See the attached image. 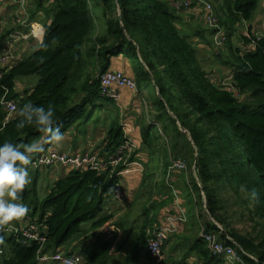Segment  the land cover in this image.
Returning <instances> with one entry per match:
<instances>
[{
  "label": "trees",
  "instance_id": "16d2710c",
  "mask_svg": "<svg viewBox=\"0 0 264 264\" xmlns=\"http://www.w3.org/2000/svg\"><path fill=\"white\" fill-rule=\"evenodd\" d=\"M222 2L216 13L229 44L238 27L253 18L259 0ZM41 9L53 17L44 27L42 43L29 57L9 68L0 83V144H27L46 135L34 126L19 131L15 128L17 113L26 103L53 106L63 133L89 105L93 111H88L85 119L91 118L102 102H113L100 93L99 75L110 69L115 57L128 53L138 90L146 92L151 101L152 120L141 126L138 140L148 157L147 161L140 159L146 169L144 175H153L155 162L161 161L164 176L160 184H164L172 157L188 150V168H196L202 188L195 180L192 187L204 192L205 209L212 220L203 224L204 232L217 234L228 245H240L253 258L246 256L245 262L264 264V36L257 38L249 30L248 37H241L242 46L230 47L232 53L228 50L231 56L225 65L235 71L233 83L241 96L236 97L203 69L191 41L192 33L184 31L179 23L185 14L176 12L166 0H36V11ZM98 23L105 30L93 39L90 34ZM199 32L194 37L204 40L206 33ZM208 32L212 37L213 32ZM36 76L40 78L32 89L17 93L19 78ZM77 94L82 99L72 108ZM3 101H16L13 117L9 118ZM170 111L175 112L177 120ZM114 124L101 149L102 156L115 154L123 143L121 125ZM191 143L197 148L196 155ZM50 146L46 144L45 151ZM123 168L118 166L114 173L71 171L46 197L35 194L31 198L42 173L36 170L32 189L26 190L19 202L28 207L29 218L45 231V242L24 244L21 235L11 233L1 244L0 264H38L43 254L58 253L63 245L90 233L94 241L83 264H108L124 240L117 244V235L109 238L106 232H100L113 220L105 212L104 203ZM252 190L258 193V199L250 198ZM229 199L239 206L241 219L255 225L252 232L232 230L227 224L224 213ZM86 223H90L89 228H84ZM146 224L135 238L127 261H139L146 255L154 264L147 252ZM113 227L119 229L121 223ZM192 244L191 250L205 264L223 260L213 256L200 237Z\"/></svg>",
  "mask_w": 264,
  "mask_h": 264
},
{
  "label": "crops",
  "instance_id": "0c3cea01",
  "mask_svg": "<svg viewBox=\"0 0 264 264\" xmlns=\"http://www.w3.org/2000/svg\"><path fill=\"white\" fill-rule=\"evenodd\" d=\"M166 1L168 2V0ZM26 4L27 11L25 13L20 9L18 5H15L11 2H8L6 4H0V21L3 24V27L0 28V53H4L6 51L7 36L12 31L16 30L29 33L31 31V26L36 25L35 30L37 37L39 38L36 39L35 37H32L29 40H23L18 42V44L15 46L14 53L18 59L17 63H19V61H21L22 59L29 57L32 54L31 53L28 56L30 51L35 52L38 49L43 40V37L41 36L42 31L44 27L49 24L53 19L52 13L47 14L44 9L36 11V15L34 16L35 19L30 18L29 6L33 4L36 5V0H26ZM198 9L199 8H197V12L199 11ZM201 12L198 14V22H202L201 20H203V15L201 14ZM40 16L43 17V20ZM38 17L41 18L42 21H38ZM44 20L48 21L47 24L43 22ZM249 30H251V32L257 38H261L264 36V26H261L259 24H251L250 22L244 23L240 25L236 31L238 32V46L243 45L241 37L238 36L240 34L242 36H247ZM251 48L252 46L249 47V49ZM228 56L230 58L231 55L229 54ZM109 70H118L122 71L123 73L125 72V74L126 72H129L133 75V77L135 76V73L133 72L134 67L132 68V65L129 63L128 58L124 55L115 57ZM224 71H227V73H223V77L228 76L231 72L230 68L226 66L224 67ZM32 79L34 78H19L16 85L17 93L22 92L26 89H32L38 82ZM121 92L123 98L121 99L122 101L120 102V104L128 108L131 105V96L134 93L130 92L127 89H123L121 90ZM139 93L140 98L143 97V100H149L148 97H146L148 96L146 92ZM127 97L129 99V102L128 100H126ZM73 99L74 101L71 102L72 108L74 106H77V104L81 101L82 96H79V94H77V96L73 97ZM101 106L102 108H104L103 103H101ZM109 106L116 108V106H119V104L111 102L109 103ZM87 112L88 111L84 112L83 116L76 123H74L64 131V141L62 142L61 146L58 147L55 144H51L50 147L56 148L58 151L60 150L71 154L78 153V151L93 153L97 152L98 143L93 142L92 139L89 138L88 133L85 135V137L81 135V132H77V128L80 124L88 123V121H90V118L87 120L85 119V117L87 116ZM95 114L96 112L94 111V114L91 118L95 117ZM142 119H138L139 122L137 120V123L134 125L135 138L137 132H139V137L141 136L140 128L144 123L147 122V119ZM150 120H152V118ZM44 137H42L40 140L42 141ZM140 153L141 152H139L138 154L140 155ZM137 159L140 160L141 158ZM160 163L161 161L155 162V172L153 173V175L149 174L148 176H145L144 174L133 173L130 175L123 176L124 188L128 189L130 195V207H126V209L123 206H117L116 204H112L110 205L109 209H105V212L107 214L113 216V220L110 225L105 226V229L100 230V232H106L109 238L117 235V244L119 243V241L124 240L123 246L122 244H120L119 249L115 243L118 252L111 258L108 264H151L146 255L142 256L139 261H127L128 257L130 256V252L132 251V244L134 243L135 238L137 237L143 225H145L146 223V225L151 223L154 226L163 225L165 224V220L168 215H175L176 213H178V206H176L177 198L179 205L182 206L188 214V221L180 225L177 234L173 236L167 244L165 251L166 259L163 264H182L186 261H190L192 262V264H205L204 261L200 259L198 253H195L191 250L193 246L192 243L196 240L197 237H200L201 233L204 230L203 224L208 222V214L204 215L202 213L203 211H206V207L204 206L205 194L203 191L199 193L192 187V183L195 180L198 186L202 188L197 177V171L195 169H192L190 173H185L183 171L175 170L171 173L169 179L167 174V178L164 184H160L164 176V172L160 167L162 165H160ZM28 170L30 171L32 169ZM69 172L70 171L60 168L50 170L46 173L42 172L41 176H48L50 178V182L54 185L58 180H60V178L66 176ZM175 189L179 194L177 195L176 199L173 193L171 195V190L173 192V190ZM199 194L201 195V200H199ZM28 218L29 216L28 214H26L24 217L19 218L17 220H13L7 225L0 226V229L3 227L11 226L16 229H19L26 224ZM119 222L121 223V228L116 229L115 227H113V224ZM89 226L90 225H86L84 226V228H89ZM6 236L8 235H4L3 237ZM93 241L94 238L92 237V233H90L84 239L63 245L59 249V252H63L65 254L78 255L80 251H85L82 256L84 257ZM1 253L2 249L0 244V254ZM208 264L226 263H224L223 260H220L218 258L216 259V261L212 263L209 262ZM246 264L251 263L246 262Z\"/></svg>",
  "mask_w": 264,
  "mask_h": 264
},
{
  "label": "built area",
  "instance_id": "2783aa9c",
  "mask_svg": "<svg viewBox=\"0 0 264 264\" xmlns=\"http://www.w3.org/2000/svg\"><path fill=\"white\" fill-rule=\"evenodd\" d=\"M8 2L18 5L24 13L27 11L26 0H0V4H6ZM168 2L170 7L178 13L189 14L197 8L201 9L203 22L207 28L213 32L215 46L217 48L225 46L228 38L220 25L218 14L210 2L208 3L204 0H168ZM2 27L3 24L0 21V28ZM35 27L36 25H32L29 33L14 30L7 36V49L4 53H0V83L3 81L6 71L17 64L18 59L14 53V48L18 42L29 40L32 37H35L36 39L39 38L37 37ZM253 48L254 44L252 45L251 50ZM234 76L235 71H231L225 79H222V81H216L212 76H210V78L222 88L229 92H233L236 97H241L240 92L234 86ZM99 89L104 97L110 99L115 104L120 103L122 99L121 90L123 89H127L134 94L139 93L137 81L118 70H108L99 75ZM3 106L9 118L13 117L17 112L16 101H3ZM121 131L123 132L124 140L120 147H118L117 152L113 155L102 156L99 152L93 153L79 151L78 153L71 154L49 147L40 155L33 156L29 169L41 172H48L60 168L70 172L79 170L105 172L111 170L114 173L117 170V167L122 165L124 168L121 172H118L119 180L111 187V196L105 199L104 208L109 209L112 204L124 206L127 199L125 197L126 188H124L123 176L133 173L144 174L146 169L144 168L143 163L135 157L138 151V144L134 140V125L128 122H123L121 123ZM169 168L168 179L171 173L175 170L185 172L188 169L186 163L180 159L173 161ZM173 194L176 199L174 191ZM176 206H178V213L175 215H168L165 224L157 225L154 228L147 230V252L151 259L154 260V264L164 263L166 259L165 251L167 244L170 239L177 234L180 225L188 221V214L186 210L179 205L178 199H176ZM11 233L21 235L24 244L33 242L42 244L45 242V231L40 229L31 218H28L26 224L19 229L12 226L0 229V235L2 236ZM200 238L204 244H206L209 252L215 257L222 258L226 264H246L244 260V257L246 256L253 259L240 247V245L233 243L231 239L228 240L234 245H228L221 240L217 234L206 233L204 230L201 233ZM38 261V264H83L84 257L76 254L69 255L63 252H58L43 254ZM182 264H192V262L186 261Z\"/></svg>",
  "mask_w": 264,
  "mask_h": 264
},
{
  "label": "rangeland",
  "instance_id": "374dc122",
  "mask_svg": "<svg viewBox=\"0 0 264 264\" xmlns=\"http://www.w3.org/2000/svg\"><path fill=\"white\" fill-rule=\"evenodd\" d=\"M204 1H206L208 3L210 2L214 6L215 11L223 3L222 0H204ZM49 7H50V5H49ZM198 10L201 12V9H198ZM199 11L197 12V9H195L194 11L190 12L189 14L183 13V14H185V16L182 15L183 18L179 23H180V26L182 28H184V31H189L192 33L191 41L194 42V46L198 52V59L201 63V66L203 67V69L205 71H207L210 76H212L214 79H216V81H222V78H224V79L226 78V76L223 77L224 76L223 73H227V71L226 72L224 71V67L226 66L225 61L230 60L228 55L229 54L231 55V53H232V51L230 50V47L236 48L238 46V40H237L238 32H235L231 36L229 44L226 43L224 47L217 48L214 44L213 35L211 37V33L208 32L209 29L207 28V26L205 25L203 20H201L202 22H200V21L198 22V14L200 13ZM35 12H36V5H34V4L30 5L29 6L30 18H32L36 15ZM201 14H202V12H201ZM40 17L43 20V17L42 16H40ZM41 18H39L40 20L38 19V21H42ZM43 22L45 24H47L48 21L44 20ZM249 22L251 24H259L261 26H264V0L259 1L258 8L255 11L253 18ZM104 30H105L104 25H99V23H98L97 27L94 29V31H92L90 36L94 39L96 37L97 33H99V35H101L104 32ZM199 31L206 33V37L204 40H202L199 37L198 38L194 37L195 34L198 33ZM201 32H199V33H201ZM238 37H242V35L240 34ZM226 46H228L227 47L228 49L226 48ZM217 49H220V50H217ZM31 53H34V52L30 51L28 56ZM129 55L130 54L127 53L126 57H129ZM216 55H219L220 58L216 57ZM132 68H133V66H132ZM89 71H91V73H92L91 67H89L88 72ZM95 74H96V76L99 75L98 72H96ZM126 75L129 76L130 78L134 79V77L131 73L126 72ZM27 78H29V77H22L21 79H27ZM30 78H34L32 80H36V82H37L40 77L36 76V77H30ZM146 97H148V96H146ZM122 98H123V96H122ZM126 100H128V102H129L128 97L126 98ZM102 103H103L104 108H102V106L97 107V109L94 110L96 112L95 117L90 118V121H88V123L80 124L77 128V132L78 131L81 132L82 136H85L88 133L89 138L92 139L93 142L98 143V151L99 152H101V149H103L105 147L106 142L109 138L110 129L115 125L114 123H116L117 125H121V123H123V122H128V123L135 125L137 123L138 119L143 118L142 120H145V119L150 120V118H151L150 117L151 112H152L151 108H150L151 101L147 100V99L143 100V97L140 98V93H135V95L133 94L131 96V105L128 108H126L125 106H122L120 103H119V106H116V108L109 106L108 101H104ZM140 103H141V105H140ZM89 110L93 111V108L91 105L87 106V108H86V111H89ZM121 110L123 113L121 112ZM86 115H88V112L86 113ZM170 115L173 117V119H176V115H175L174 111L173 112L170 111ZM138 122H139V120H138ZM177 124H178L179 128L184 133H186L188 135L190 142H192L188 131L183 129V127L181 126V123L179 121H177ZM139 139H140L139 132H137L136 138L134 137V140L138 144V151L140 150L141 153H140V155L136 154V157L138 156L137 158H141L142 160L147 161V158H148L147 154H145L144 151L142 150L141 142H139L140 141ZM191 144H192L191 145L192 148L195 149V155H196L197 154L196 153L197 148L195 147L194 143H191ZM97 152H95V153H97ZM189 154H191V153L188 150H186V152L180 156L175 155V157H172L173 159H171V163L173 161H175L176 159H180L186 163V166L188 168L189 164H191V160L189 161L186 159L187 157L189 158V156H188ZM193 169L196 170V168H194V167H193ZM191 171L192 170L190 168H188L185 171V173L186 172L190 173ZM29 172H30L29 174L31 177V183L25 187L22 194L26 192L25 190H30L33 187V180H34V176H35L36 171L30 170ZM44 173H46V172H44ZM145 176H147V175H145ZM52 186H53V184L50 182V178L48 176L42 175L38 181V185L36 188L37 192L32 191L30 193L31 198L35 194L38 195L39 198L46 197L49 194V192L51 191L50 189L52 188ZM173 191L177 197V195H179L177 190L175 189ZM125 192H126L125 197L127 199V202L123 207L128 208L131 205L130 195H129L128 189H125ZM172 193L173 192L171 190V195H172ZM22 194H20L19 198L22 197ZM227 201L229 203L230 199ZM239 209H240L239 206H237V205L235 206V205H232L231 203H229V206L227 207V209L224 213V216H226L229 219V220H227V224H229V226L231 227L232 230L235 229V230L242 231V232H252L255 225L248 222L246 218L241 219L240 214H237ZM202 213L204 215H207L206 211H203ZM208 221H211L209 215H208ZM89 224L90 223H86V224H84V226L89 225ZM147 226H148V229L155 227L151 223H149ZM84 253H85V251H80L78 253V255L83 256Z\"/></svg>",
  "mask_w": 264,
  "mask_h": 264
},
{
  "label": "clouds",
  "instance_id": "9594fccd",
  "mask_svg": "<svg viewBox=\"0 0 264 264\" xmlns=\"http://www.w3.org/2000/svg\"><path fill=\"white\" fill-rule=\"evenodd\" d=\"M15 128L23 130L34 126L39 132L45 133L44 139L27 144L6 141L0 144V226L24 217L29 209L19 202V196L31 183L28 166L32 163L33 154L45 151L46 144L61 146L64 134L56 123L57 116L53 106L26 103L18 111ZM250 198L258 199V193L252 190ZM4 237L0 235V244Z\"/></svg>",
  "mask_w": 264,
  "mask_h": 264
},
{
  "label": "water",
  "instance_id": "95a60500",
  "mask_svg": "<svg viewBox=\"0 0 264 264\" xmlns=\"http://www.w3.org/2000/svg\"><path fill=\"white\" fill-rule=\"evenodd\" d=\"M205 202H206V198L204 197V205H205ZM221 228V227H220Z\"/></svg>",
  "mask_w": 264,
  "mask_h": 264
}]
</instances>
